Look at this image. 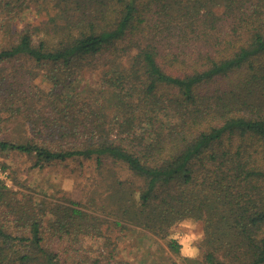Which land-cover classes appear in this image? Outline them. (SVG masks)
<instances>
[{"label":"trees","instance_id":"obj_1","mask_svg":"<svg viewBox=\"0 0 264 264\" xmlns=\"http://www.w3.org/2000/svg\"><path fill=\"white\" fill-rule=\"evenodd\" d=\"M0 154L99 176L85 204L0 181V264L185 220L203 264H264V0H0Z\"/></svg>","mask_w":264,"mask_h":264},{"label":"rangeland","instance_id":"obj_2","mask_svg":"<svg viewBox=\"0 0 264 264\" xmlns=\"http://www.w3.org/2000/svg\"><path fill=\"white\" fill-rule=\"evenodd\" d=\"M31 159L14 154H0V181L8 188L22 194H29L35 200L45 197L50 201L70 198L82 204L87 203L99 176L93 162L72 161L43 170L32 169ZM1 166H5L2 169ZM104 237L99 240L85 239L87 249L113 251L116 264H203L200 243L203 239L202 226L193 220H185L171 228L167 238L153 235L147 230L130 226L129 229L102 227ZM196 237L187 241L188 248L197 253L189 257L181 253L185 237ZM172 239L179 246V252H172L167 243Z\"/></svg>","mask_w":264,"mask_h":264},{"label":"clouds","instance_id":"obj_3","mask_svg":"<svg viewBox=\"0 0 264 264\" xmlns=\"http://www.w3.org/2000/svg\"><path fill=\"white\" fill-rule=\"evenodd\" d=\"M195 238L196 237L188 236V237H185L184 240L181 241V243L185 245V247L181 249V253L183 255H186L189 257H194L196 255L197 250L195 248H188L187 247V241L190 239H195Z\"/></svg>","mask_w":264,"mask_h":264}]
</instances>
